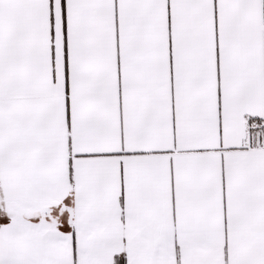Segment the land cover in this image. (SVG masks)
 <instances>
[{
    "label": "snow or ice",
    "instance_id": "snow-or-ice-1",
    "mask_svg": "<svg viewBox=\"0 0 264 264\" xmlns=\"http://www.w3.org/2000/svg\"><path fill=\"white\" fill-rule=\"evenodd\" d=\"M0 264H264V0H0Z\"/></svg>",
    "mask_w": 264,
    "mask_h": 264
}]
</instances>
